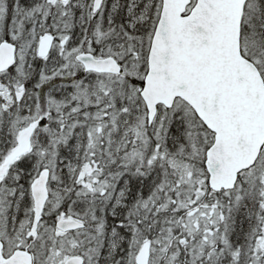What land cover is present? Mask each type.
<instances>
[{"label":"snow or ice","instance_id":"1","mask_svg":"<svg viewBox=\"0 0 264 264\" xmlns=\"http://www.w3.org/2000/svg\"><path fill=\"white\" fill-rule=\"evenodd\" d=\"M0 264H264V0H0Z\"/></svg>","mask_w":264,"mask_h":264}]
</instances>
